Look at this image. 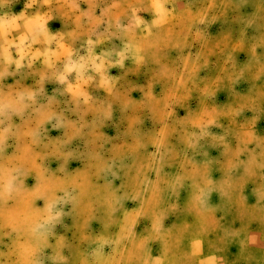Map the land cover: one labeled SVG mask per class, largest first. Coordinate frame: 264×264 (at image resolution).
I'll use <instances>...</instances> for the list:
<instances>
[{
    "label": "rangeland",
    "instance_id": "rangeland-1",
    "mask_svg": "<svg viewBox=\"0 0 264 264\" xmlns=\"http://www.w3.org/2000/svg\"><path fill=\"white\" fill-rule=\"evenodd\" d=\"M0 264H264V0H0Z\"/></svg>",
    "mask_w": 264,
    "mask_h": 264
},
{
    "label": "clouds",
    "instance_id": "clouds-1",
    "mask_svg": "<svg viewBox=\"0 0 264 264\" xmlns=\"http://www.w3.org/2000/svg\"><path fill=\"white\" fill-rule=\"evenodd\" d=\"M7 108V105H4L3 107H0V115L4 114L5 109ZM2 123V121H0Z\"/></svg>",
    "mask_w": 264,
    "mask_h": 264
},
{
    "label": "crops",
    "instance_id": "crops-1",
    "mask_svg": "<svg viewBox=\"0 0 264 264\" xmlns=\"http://www.w3.org/2000/svg\"><path fill=\"white\" fill-rule=\"evenodd\" d=\"M202 264H214V263H212L211 261H205L204 263H202ZM216 264V263H215ZM217 264H221V263H217Z\"/></svg>",
    "mask_w": 264,
    "mask_h": 264
}]
</instances>
